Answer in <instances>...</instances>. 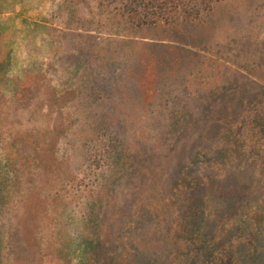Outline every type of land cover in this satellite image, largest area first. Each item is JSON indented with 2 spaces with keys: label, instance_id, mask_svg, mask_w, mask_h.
Returning <instances> with one entry per match:
<instances>
[{
  "label": "rangeland",
  "instance_id": "374dc122",
  "mask_svg": "<svg viewBox=\"0 0 264 264\" xmlns=\"http://www.w3.org/2000/svg\"><path fill=\"white\" fill-rule=\"evenodd\" d=\"M201 1L0 0L2 264H81L93 200L113 264H209L184 222L264 264V229L236 222L264 211V0H204L231 13L211 31L226 45L183 69L161 25Z\"/></svg>",
  "mask_w": 264,
  "mask_h": 264
},
{
  "label": "trees",
  "instance_id": "16d2710c",
  "mask_svg": "<svg viewBox=\"0 0 264 264\" xmlns=\"http://www.w3.org/2000/svg\"><path fill=\"white\" fill-rule=\"evenodd\" d=\"M192 2L201 1V0H188ZM220 1V0H218ZM202 5L201 9L195 8L192 10L190 7L181 6L179 7L177 14L180 18L179 22H163L161 25L162 28H173L176 30V37L174 39L169 38L170 46L175 53L173 55L172 61L174 64L182 65L184 69L189 63H191L196 57L200 55L209 54V48L215 47L216 49H221V45H226V42H221L211 36V31L217 26L225 27L224 22L218 24L220 19L224 17L230 18L231 13L227 9L225 4L222 5V15L219 7L216 5L212 8L203 7L204 0L200 2ZM129 6V5H128ZM175 7V9L177 8ZM206 10V11H205ZM130 12V11H128ZM167 20V19H165ZM195 26V32H186L185 27L188 28V25ZM184 33V34H183ZM187 37V39H186ZM190 38V40H188ZM228 46V43H227ZM183 61V63H181ZM184 61L185 64H184ZM184 64V65H183ZM157 74L154 76L153 88L159 83L160 76L159 71L152 70ZM258 131H254L258 138L264 140V118L263 120H258L254 124ZM11 159L4 158L0 151V264L3 263V251L5 248L6 238L1 228L4 225L7 217L10 215V208L8 204V193H11L16 187V177L14 178L11 172ZM13 166V165H12ZM99 202L96 203V200H93L91 203H86V211L81 222L90 229L91 234L86 236L81 241L76 240L79 245L76 246L80 252V261L81 264H113L114 255L110 250H101L99 249L98 238H93L94 227H99V221H101L98 216L100 212L98 211ZM236 222H238L237 232L242 234L243 230L246 228L248 230L253 229H264V211L248 209L245 206L240 205L237 212ZM244 226V228H243ZM182 227L185 231L191 233V237L196 235L198 238H195V241H198L203 252L211 259L209 264H240V256L237 253V250L230 252L226 249L225 245H214L207 242L204 239V236L201 234L200 226L196 222L191 226L187 225V222L182 224ZM100 228V227H99ZM64 242L66 245H72L70 238H67V235L63 236ZM69 248V247H68ZM205 249V250H204ZM112 261V262H110ZM119 264V263H118Z\"/></svg>",
  "mask_w": 264,
  "mask_h": 264
}]
</instances>
